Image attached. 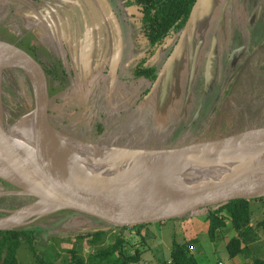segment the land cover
<instances>
[{"label": "rangeland", "instance_id": "obj_1", "mask_svg": "<svg viewBox=\"0 0 264 264\" xmlns=\"http://www.w3.org/2000/svg\"><path fill=\"white\" fill-rule=\"evenodd\" d=\"M125 1L112 0L114 13L109 11L112 24L107 22L106 31L103 28L101 62L90 64L89 75L84 79L83 89H87L83 99L76 97L79 92L74 87V102L69 108L70 95L61 90L53 92L51 102H55L58 118L61 116L68 122L63 125L54 116L49 117L58 131L91 143L156 150L264 130V47L256 48L244 64L236 63L235 68L226 72L221 68L210 76L209 72H203L202 64L207 53L213 52L222 38L225 46L219 53L222 67L232 47L240 45L237 49L241 50L246 46L250 51L264 43V0H197L176 53L173 51L177 44L168 40L152 56V78L141 79L136 72L146 69L144 64L139 65V60L148 45L138 30L140 15L131 0ZM209 1L211 6L207 9ZM224 1L230 2L225 11V5L219 9ZM30 3L34 2L0 0V42L22 49L38 63H42L41 57L51 61L58 54L59 44L63 45L62 40L47 24L46 29L40 27L46 21L42 17L39 19L40 7ZM92 57L96 58V53ZM84 77V71L78 72L71 82ZM209 81L213 83L207 85ZM221 83L224 86L221 87ZM63 97L64 104L58 101ZM0 100L6 127L14 125L33 107L32 89L25 74L1 62ZM191 102L194 110L202 106L201 113L198 118L194 117L192 125L189 122L185 125L186 117L189 118L186 103ZM263 145L264 139H254L243 148L252 156ZM27 200L0 198V209L10 210L16 203L21 206ZM249 208L250 225L257 236L254 241L242 245L246 249L243 254L233 258L226 249L227 242L236 235L229 222L211 240L203 215L124 227L121 231V228L66 212H56L24 226L36 229L35 238L32 244L29 241L20 244L16 258L18 264H38L39 259L47 264H108L105 261L90 263L89 258L113 245L116 237H121L125 253L139 251L137 264H163L170 260L174 242L185 244L195 238L188 252L197 264H252L253 258H264V228L257 227L264 220V199L250 201ZM43 228L46 232H41ZM91 229L103 232L101 241L93 246L88 239L78 238L90 233ZM190 229H195L196 234H188L195 232ZM74 255L77 260H73Z\"/></svg>", "mask_w": 264, "mask_h": 264}, {"label": "water", "instance_id": "obj_2", "mask_svg": "<svg viewBox=\"0 0 264 264\" xmlns=\"http://www.w3.org/2000/svg\"><path fill=\"white\" fill-rule=\"evenodd\" d=\"M32 1L31 6L43 4L51 12L54 9L50 7L67 3V0ZM38 12L39 19L43 18L40 10ZM91 27L90 22L85 23L82 32L88 49L92 48ZM183 35L184 31L173 54ZM212 56L210 52L207 71ZM0 62L22 71L33 94V107L10 127L4 125L0 108V180L14 188L0 192V197L31 199L14 209L0 211L4 214L0 215V231L24 227L56 212L72 213L114 228L133 227L204 215L207 209L216 210L234 200L264 198V145L244 168L213 181L194 180L185 184L188 179L184 178L192 175L183 171L186 167L194 171L193 176L197 174L202 165L200 148L233 146L257 136L264 137V130H250L172 149H130L86 142L58 131L50 123L47 81L34 58L14 45L0 42ZM66 141L79 143L88 151L98 150L100 154L92 160L98 164L108 162L112 175L94 176L76 171L59 176L73 161ZM168 168L183 171L182 174H186L180 179L183 183L166 191L150 187L148 169Z\"/></svg>", "mask_w": 264, "mask_h": 264}, {"label": "trees", "instance_id": "obj_3", "mask_svg": "<svg viewBox=\"0 0 264 264\" xmlns=\"http://www.w3.org/2000/svg\"><path fill=\"white\" fill-rule=\"evenodd\" d=\"M131 1L139 8V23L142 36L148 41L151 46H158L162 44L164 39L168 36L174 33H179L180 31L184 30L197 0ZM152 72L153 70H144L140 71L139 74H145L146 76H149ZM44 75L48 79L47 88L48 96L50 98L49 113L52 111L50 117L54 116L53 118H56L57 121H61L62 124L65 125L68 122L62 120L61 116H59L58 118V114L56 113V110L54 108L55 102H51V98L53 101L52 94L55 90H61L64 92L65 95H68L70 92L74 93V90L71 87L67 88L62 84L61 87L57 85V80L59 79V77H62V79H64L65 81L66 75L63 72L59 74L57 72L50 71L46 72V74L44 73ZM64 99L65 97L59 99L58 101L64 103ZM56 124L57 126H59L58 123ZM250 201L252 200H234L216 210L208 209L203 215L204 220L208 224L207 233L211 240L215 239L216 232L221 231L223 228H225L227 222L230 223L231 229L236 233V235L231 237L226 244V249L230 258H233L239 254H243L246 249H244L242 245L244 243H247L248 241H254L257 236L254 232L253 227H251L250 225ZM0 215L2 216L4 214L1 213ZM32 227L33 226L0 231V264H18L16 258V251L19 248L20 244L27 241L32 244L33 239L35 238L34 234L36 229H31ZM257 227L264 228V220L260 221L257 224ZM40 230L41 232H46V229L44 228ZM120 230L123 231L124 229L121 228ZM102 235L103 232L99 230L96 232L91 231L85 236L79 235L78 238L88 239L90 245L93 246L94 244H98L101 241ZM194 242L195 239H190L185 244L174 242L169 255L170 260L166 261L163 264H197L195 257L190 255L188 252L189 246L193 247L192 245ZM123 246L124 239L121 237H116V240L113 245L100 249L98 253L94 254L89 258V261L90 263H99L105 261L108 264H137L140 258L139 251L136 250L134 253L128 254L123 251ZM73 260H77V257L75 255L73 256ZM38 264L47 263L39 259ZM252 264H264V258H253Z\"/></svg>", "mask_w": 264, "mask_h": 264}, {"label": "flooded vegetation", "instance_id": "obj_4", "mask_svg": "<svg viewBox=\"0 0 264 264\" xmlns=\"http://www.w3.org/2000/svg\"><path fill=\"white\" fill-rule=\"evenodd\" d=\"M66 2L67 3H65L64 5L57 4L59 7H54V8L50 7V9H54V12H51V10L49 11L48 9H45L44 5L42 4L43 5L42 6L40 4V14L43 15V18L46 21V23L42 22V24H40V27H42L43 29H46V24H47V26L50 29H54L55 31H57L58 36L62 40L63 45L61 46L59 44L58 54H56L54 58L50 59L51 61H46V59L44 57H41L42 63H39V64H40V66H41V68L45 74H46V72H50V71H54V72H57L59 74L61 72H63L66 75L65 76L66 82L64 81V79H62V77H59V79L57 80L58 81L57 85L59 87H61V84L66 86V83H67L68 84L66 86L67 88L71 87L73 89L74 87H76L78 92H79V95H76V97L78 99H79V97H80V99H83V97L86 94V89H87V88L83 89V87L86 85L84 79H86L89 75L88 71L90 68V64H92V63L97 64V63L101 62V57L99 56V51L101 50V47H102V41L105 40V38L103 37V28L106 31L105 26L107 25V22L111 23V21H112V20L110 21L109 11L112 14L114 13L113 8H112L113 5L109 0H106V2H103L101 0H67ZM229 3L227 1L222 2V4L219 6V9H222V7L225 5V7H224V11H225V9L227 7H230ZM202 4L205 5V1H203ZM210 6H211V3L209 1L208 5H207V9ZM133 7L135 8L136 12L140 15L139 8L134 3H133ZM46 11L49 12V14H50V15H48L49 17L46 16ZM44 12H45V14H44ZM118 18H119V16L117 17V19ZM222 21H223V19H222ZM88 22H90L92 25V27L90 28L91 37H92V48L91 49H88V47L85 45V42L83 41L84 40V37H83L84 34L82 33V32H84L85 23L87 24ZM231 25H232V23L230 24V26ZM138 30H140V33H141V29L139 28ZM183 31H184V35H185L186 30L184 28V30L180 31L179 33H174V34L168 36L167 38H165L164 41L162 42V44H160L158 46H151L148 43V41L142 36L144 38L145 42H147V45H148L147 48L148 49H147L146 53L141 56L140 60L142 59L143 61L139 60V62H141V63H139V65L144 64V66L146 67L145 70H147V71L153 70V65L151 64V62H152L151 59H152V56L154 55V53H156L159 48H161L164 44H166V42L168 40H170L171 44L174 41H175V44H177L178 41H176V40H179L178 37L180 38ZM219 32H220V30H219ZM184 35H183V37H184ZM218 37H220V33L218 34ZM223 40L224 39L222 38L221 43H218L216 49L212 52L213 56L211 58L210 67H208V71L206 70L207 69L206 58L208 57V55L210 53L209 54L207 53V56L202 63L203 64V72H204V70L206 71V74H208V72H209L210 76L215 74L216 72H218V69L222 68V69H224V72H226L227 70H229L231 68H235L234 65L236 63L243 62L242 64H244V62H245V60H247L248 56L251 57V55L254 54V51L256 50V48L264 47V43H260L259 47H255V49H253V50L251 49L250 51L247 50L246 46L241 50L237 49L240 47V45L232 47L230 49L231 51H229V53L226 57L225 65L222 67L220 65L221 60H220L219 53L221 51H224V50H222V48L225 47L224 44L222 45ZM218 41H219V38H218ZM233 42H234L233 40L232 41L230 40V43H233ZM233 50H235V51H233ZM95 53H96V58L92 57V55ZM243 54H246V55L243 56ZM230 56L232 59H230ZM67 61H68V63H67ZM247 62L248 61H246V63ZM82 71H84L85 77L81 80H78V82H75V83L71 82L74 75L75 74L77 75L78 72H82ZM139 72H140V70L136 72V74L139 75V76H137V78H139V79H141L143 77L152 78L151 76L154 75V71L149 76H146L145 74L141 75V74H139ZM59 76H61V75H59ZM212 78H213V76H212ZM212 78H210V79H212ZM46 80H47V86H48V79L46 78ZM211 83H213V82L209 81L206 84L210 85ZM214 83H217V82H214ZM220 86L222 87V86H224V84L221 83ZM223 89H224V87H223ZM219 90H220V88H219ZM88 94H89V92H88ZM93 94H94V99H95V96L97 93L95 92ZM68 95H70V98H69L67 105L70 108V106L74 102V97H73L74 93L70 92V94H68ZM5 99L9 100L7 98H3V100H5ZM66 100H67V98H66ZM187 107H188V117L189 118L186 117L187 122L185 125H187L188 122H189V124L191 123L190 125H192L195 118H198L200 116L202 106H200V105L196 106L195 110H194V103L191 102L189 105H188V103H186V108ZM0 189H1L0 192H2V191L12 190L14 188L0 180ZM0 198L13 199V196H9V197L4 196V197H0ZM28 201H31V200H27V201H25V203H27ZM16 204L14 205V207L18 206L19 202L17 205ZM6 210H8V209H3V208L0 209V211H6Z\"/></svg>", "mask_w": 264, "mask_h": 264}, {"label": "bare ground", "instance_id": "obj_5", "mask_svg": "<svg viewBox=\"0 0 264 264\" xmlns=\"http://www.w3.org/2000/svg\"><path fill=\"white\" fill-rule=\"evenodd\" d=\"M254 139H264V137L257 136L251 138L247 141L237 142L233 144V146H227L222 148H200V160H202V165L198 168L197 174L193 176L192 169L184 168V172L187 175L191 174L192 176L188 178L186 174H182L183 171L179 169H148L149 172V180L148 184L150 187L154 189H161L162 191H166L167 189H171L177 184L183 183L180 179H188L185 184L194 180L199 182H209L215 179L221 178L223 176H227L232 172H236L242 168H244L249 161L251 155L245 151L243 148L247 144H252ZM65 144L69 147L72 155V163L60 172L59 176L66 175L69 172H86L93 174L94 176H106L112 175L109 171L110 164L106 162V164H98L92 160L93 157H97L100 152L98 150L85 148L83 145L79 143H75L72 141H66ZM252 145V151H253ZM254 154V152H253ZM188 172H187V171ZM183 175V177H182ZM76 186H81L80 183H75Z\"/></svg>", "mask_w": 264, "mask_h": 264}, {"label": "crops", "instance_id": "obj_6", "mask_svg": "<svg viewBox=\"0 0 264 264\" xmlns=\"http://www.w3.org/2000/svg\"><path fill=\"white\" fill-rule=\"evenodd\" d=\"M48 1V0H47ZM102 1V0H101ZM103 1H105L106 2V0H103ZM111 3H112V0H109ZM54 3V2H53ZM118 11V10H117ZM112 14V13H111ZM113 15V14H112ZM108 24H112V21H111V23H109L108 22ZM25 204V203H24ZM22 205V204H21ZM20 205H18V206H16V207H19ZM16 207H12L11 209H14V208H16ZM191 222H193V221H191ZM196 223H197V221H195ZM198 224V223H197ZM191 231L192 230H194L195 232L194 233H188V234H190L191 236L192 235H195L196 234V230L195 229H190ZM195 239V238H194Z\"/></svg>", "mask_w": 264, "mask_h": 264}, {"label": "built area", "instance_id": "obj_7", "mask_svg": "<svg viewBox=\"0 0 264 264\" xmlns=\"http://www.w3.org/2000/svg\"><path fill=\"white\" fill-rule=\"evenodd\" d=\"M219 264H221V263H219Z\"/></svg>", "mask_w": 264, "mask_h": 264}]
</instances>
